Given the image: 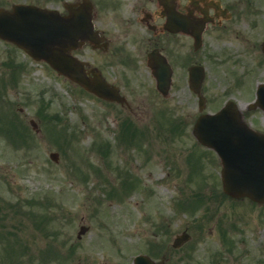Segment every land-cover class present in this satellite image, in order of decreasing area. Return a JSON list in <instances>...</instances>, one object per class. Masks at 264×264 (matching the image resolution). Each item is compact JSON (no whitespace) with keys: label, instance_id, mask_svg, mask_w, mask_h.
Masks as SVG:
<instances>
[{"label":"rangeland","instance_id":"rangeland-1","mask_svg":"<svg viewBox=\"0 0 264 264\" xmlns=\"http://www.w3.org/2000/svg\"><path fill=\"white\" fill-rule=\"evenodd\" d=\"M19 1L0 0V8L8 9ZM257 3L256 15L264 19V0ZM255 17L252 21L242 18L239 31L233 37L228 34L231 41L209 49L208 58L204 54L198 57L207 67L210 111L228 98L245 105L254 84H264V27L251 25ZM10 55L24 59L19 50L0 44V56ZM85 56L96 60L105 71L126 74L118 65L105 68V57L89 52ZM26 64L28 75L10 92L13 102L22 100L23 113L18 106L14 115L9 112L11 118L7 115L6 102L1 98L5 86L0 84V128L14 140L0 133V201L15 204L38 199L46 206L24 204L23 215L9 218L8 229L21 227L17 231L21 243L16 245L12 239L5 246L0 243V264H17L18 259L25 264H41L45 252L51 259L45 264H133L139 254L153 255L157 261L165 256L167 264H188L186 253L191 264H264V210L248 201L235 203L222 197L219 161L201 148L192 134L198 113L194 98L184 99L185 107L173 114L174 119L188 122L180 139L160 135L154 128L153 124L165 126L166 113L159 112L152 99H148V110L135 109L132 104V112L126 113L134 115L133 121L141 127L151 126L145 131L149 137L137 143L123 142L119 139L120 123L125 115L119 108L88 96L45 63ZM253 68L239 87L237 77ZM24 88L27 95L21 93ZM29 90L34 101L45 92L46 103L51 105L43 106L47 111L44 116L37 113L35 102L30 103ZM133 91L142 97L151 95L137 86ZM181 95L187 97L183 91L177 94ZM18 113L24 123L17 118ZM55 115L62 123L52 119ZM31 120L39 124V133L32 129ZM74 133L75 139L71 137ZM26 139L28 144L21 145ZM104 141H111L114 147L108 159L97 145ZM52 152L60 154L58 163L50 159ZM125 171L130 173V181L136 182L135 187L125 186ZM197 192L206 195L199 208L195 206L203 195L195 197ZM188 201H194L195 206ZM201 225L202 229L198 227ZM82 226L90 230L79 239ZM185 231L192 240L179 250L173 249L172 242ZM6 238L0 232V241ZM157 243L164 247L159 246L156 252ZM19 245L30 247L32 262L26 256L18 258Z\"/></svg>","mask_w":264,"mask_h":264},{"label":"flooded vegetation","instance_id":"flooded-vegetation-1","mask_svg":"<svg viewBox=\"0 0 264 264\" xmlns=\"http://www.w3.org/2000/svg\"><path fill=\"white\" fill-rule=\"evenodd\" d=\"M26 4L59 11L68 15L70 9L78 10L86 2L91 6V19L95 41L87 42L78 55L84 58L83 51L105 57L104 67L118 65L124 75L98 69L104 80L121 89V94L129 97L137 109L147 107L148 99L134 93V87L146 91L153 97L161 94L157 90V80L150 65V54L157 52L164 56L173 68V84L163 103L171 102L176 111L185 107L184 99L193 98L188 90L187 69L195 63L194 45L197 37L202 39L205 57L208 49L216 48L228 34L239 29L242 15L253 14L248 2L241 0H24ZM244 11V13H242ZM256 25V21L253 23ZM239 31V30H238ZM207 53V54H206ZM29 60L28 57H26ZM0 57V72L24 75L23 63H16L9 57ZM87 67L88 71L95 67ZM97 66V65H96ZM97 68V67H96ZM187 97L177 96L179 92ZM7 99V95H3ZM257 94L252 101L255 103ZM27 101V100H26ZM25 101V102H26ZM7 103V102H6ZM129 101L126 103V105ZM253 103V104H254ZM18 108L17 104H6V108ZM224 106H221V110ZM131 109L130 105L128 106ZM20 112L24 109L19 107ZM244 123L264 133V108L239 106Z\"/></svg>","mask_w":264,"mask_h":264},{"label":"water","instance_id":"water-1","mask_svg":"<svg viewBox=\"0 0 264 264\" xmlns=\"http://www.w3.org/2000/svg\"><path fill=\"white\" fill-rule=\"evenodd\" d=\"M83 24L86 25L83 17L78 15L73 19H62L57 13L23 6L16 7L13 13L0 11L1 38L19 45L36 60L47 61L59 73L87 90L107 99H118L117 91L100 77L93 81L87 78L84 65L71 54L78 48L79 40L91 35L90 29H85ZM167 69L163 63L157 65L161 88L170 79ZM193 73L198 89L204 73L197 68ZM233 113V109H227L217 115L203 116L196 125L195 135L222 158L225 192L236 198L248 196L261 202L264 201V136L240 125ZM187 238L179 237L175 246H181ZM136 264L155 263L141 256L136 259Z\"/></svg>","mask_w":264,"mask_h":264}]
</instances>
